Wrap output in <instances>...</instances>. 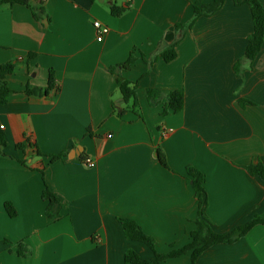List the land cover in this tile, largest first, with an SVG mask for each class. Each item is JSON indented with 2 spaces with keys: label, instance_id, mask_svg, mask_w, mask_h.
Listing matches in <instances>:
<instances>
[{
  "label": "crops",
  "instance_id": "1",
  "mask_svg": "<svg viewBox=\"0 0 264 264\" xmlns=\"http://www.w3.org/2000/svg\"><path fill=\"white\" fill-rule=\"evenodd\" d=\"M212 1L31 0L45 11L39 20L30 7H0V65H15L12 94L0 106L7 140L0 264H125L129 249L153 259L148 247L125 238L121 219L153 237L159 253L183 248L199 214L188 167L205 176L206 214L216 232L264 217V181L247 169L264 165V43L253 62L245 59L251 10L228 0L186 32L176 30L193 20L195 4ZM112 4L130 7L114 17ZM96 21L110 29L103 42ZM179 38L177 58L166 63L161 52ZM131 54L129 70L111 71ZM51 72L55 87L29 95V88L49 87ZM122 79L137 87L139 114L123 100ZM149 89L183 90L184 110L163 116L166 100L150 105ZM46 187L58 204L43 199ZM20 242L29 256L18 255ZM165 264H191V254ZM199 264H264V224L206 250Z\"/></svg>",
  "mask_w": 264,
  "mask_h": 264
},
{
  "label": "trees",
  "instance_id": "2",
  "mask_svg": "<svg viewBox=\"0 0 264 264\" xmlns=\"http://www.w3.org/2000/svg\"><path fill=\"white\" fill-rule=\"evenodd\" d=\"M92 2L96 0H90ZM228 0H213L209 4L198 3L194 5V18L193 20L186 25L179 24L176 26L178 32L192 28L194 23L201 17H210L220 11L225 3ZM237 7L249 6L251 10L252 20H253V33L248 38V44L245 51V59L253 62L258 54L260 53L263 43H264V7L259 0H232ZM23 5L31 7V0H0V7L3 5ZM130 7V4L126 6H117L112 4L110 7L111 15L114 17H121L124 15ZM33 15L36 19H40L45 11L43 7L37 9L32 8ZM180 42V38L177 39L173 44L168 46L161 52V57L166 63H170L177 58V46ZM136 59L134 54H131L129 59L114 68H111V71L117 72V70H129ZM15 65L14 64H4L0 65V106L8 104L9 98L12 94V90L8 84V76L14 73ZM120 82V91L123 96L125 103H131V109L139 114V102L137 98V87L132 86V84L124 79L119 80ZM55 87V76L54 73H50L49 87L46 90L42 89H28L27 92L29 95L41 96L42 94H47L51 89ZM147 99L150 105L155 106L159 104L163 99L166 100L163 116L169 114H178L181 113L185 108V94L183 90H174L168 93H163L160 89H149L146 92ZM7 147V140L5 133L0 128V155L2 154V149ZM17 148H22L21 145H18ZM68 154L66 152L52 157V161L66 157ZM158 160L163 167H168L166 158L164 154L158 149ZM23 164H25L23 162ZM248 171L251 175L257 176L264 181V165L258 164L249 166ZM187 174L191 177V186L195 191V196L199 201V214L195 222L196 229L190 234L191 241L189 244L183 248H175L174 246L170 247V251L167 253H159L157 251V241L147 235L142 228L131 219H121L120 223L123 228L125 238L131 242H138L146 247H148L154 253V257L151 260L142 259L139 254L134 249H129L125 253V264H165L171 259H176L191 254V264H199V259L201 255L208 249L221 244H233L240 239L244 238L254 227L264 224V217H255L249 223L244 226L238 227L234 230L218 233L214 230L211 221L209 220L206 209L207 201L205 197V176L202 172L196 170L193 167L187 168ZM43 199L50 203V206L58 204L60 202L57 195L52 193L47 187L43 192ZM7 213L10 217H16L17 213L13 206L10 203L5 205ZM5 244H12L9 240H3ZM17 248V253L21 257L29 256L30 252L28 247L22 242L15 244Z\"/></svg>",
  "mask_w": 264,
  "mask_h": 264
},
{
  "label": "built area",
  "instance_id": "3",
  "mask_svg": "<svg viewBox=\"0 0 264 264\" xmlns=\"http://www.w3.org/2000/svg\"><path fill=\"white\" fill-rule=\"evenodd\" d=\"M94 28L97 31V40L98 42H103L105 37L109 34L110 29L108 26L104 25L103 23L96 21L94 22ZM3 129V127H2ZM172 130L169 131H164L163 137H166L168 134H170ZM86 165L88 168H94L95 167V162L91 159L86 160Z\"/></svg>",
  "mask_w": 264,
  "mask_h": 264
},
{
  "label": "rangeland",
  "instance_id": "4",
  "mask_svg": "<svg viewBox=\"0 0 264 264\" xmlns=\"http://www.w3.org/2000/svg\"><path fill=\"white\" fill-rule=\"evenodd\" d=\"M5 239H6V238H5ZM3 240H4V239H3ZM3 240H1V242H2L3 244H5ZM7 240H8V239H7ZM7 245H9V244H7Z\"/></svg>",
  "mask_w": 264,
  "mask_h": 264
}]
</instances>
